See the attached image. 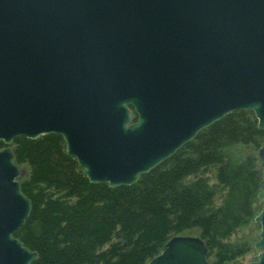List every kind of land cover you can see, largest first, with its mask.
<instances>
[{"label": "water", "instance_id": "95a60500", "mask_svg": "<svg viewBox=\"0 0 264 264\" xmlns=\"http://www.w3.org/2000/svg\"><path fill=\"white\" fill-rule=\"evenodd\" d=\"M235 110L264 129V0H0V264L38 256L13 235L31 210L15 138L59 134L89 182L117 187ZM258 158L249 264H264V145ZM206 255L175 235L145 264Z\"/></svg>", "mask_w": 264, "mask_h": 264}, {"label": "trees", "instance_id": "16d2710c", "mask_svg": "<svg viewBox=\"0 0 264 264\" xmlns=\"http://www.w3.org/2000/svg\"><path fill=\"white\" fill-rule=\"evenodd\" d=\"M263 145L254 113L235 110L134 184L108 187L89 182L61 135L19 136L10 147L31 210L13 235L37 252L30 264H145L196 231L208 263L228 264L249 249L231 237L261 209Z\"/></svg>", "mask_w": 264, "mask_h": 264}, {"label": "rangeland", "instance_id": "374dc122", "mask_svg": "<svg viewBox=\"0 0 264 264\" xmlns=\"http://www.w3.org/2000/svg\"><path fill=\"white\" fill-rule=\"evenodd\" d=\"M254 218L253 221L246 224L245 226L241 227L232 237L231 241L236 242H245L249 245L248 251L243 253L241 256L235 258L234 260L230 261L228 264H249L253 257L258 253V249L254 247V243L257 240L258 232L260 228H257L254 225ZM189 235H197L196 231L190 232Z\"/></svg>", "mask_w": 264, "mask_h": 264}]
</instances>
